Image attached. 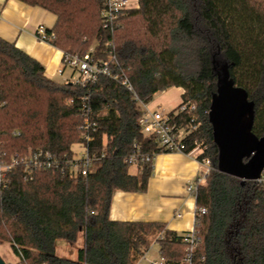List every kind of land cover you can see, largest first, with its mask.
Instances as JSON below:
<instances>
[{"label": "trees", "instance_id": "obj_1", "mask_svg": "<svg viewBox=\"0 0 264 264\" xmlns=\"http://www.w3.org/2000/svg\"><path fill=\"white\" fill-rule=\"evenodd\" d=\"M17 1L55 17L46 29L48 44L80 56L92 47L110 51L117 76L99 77L88 91L58 83L0 38V162L29 150L70 158L83 140V105L96 126L86 177L56 168L28 175L15 167L0 180V244L11 246L18 264H136L152 242L166 264L181 261L182 235L161 223L109 219L113 193H143L151 174L141 166L130 174L126 158L163 153L154 136L142 134L133 96L148 103L173 87L183 90L181 103L195 105L198 127L186 136L184 152L200 149L197 161L212 165L192 194L195 253L203 264H264V189L218 171L208 116L216 92L214 59L254 104L251 132L264 135V0H138L112 32L101 25L100 0ZM176 111L167 114L169 121L185 126L189 116ZM79 234L76 260L55 256L58 241L74 246Z\"/></svg>", "mask_w": 264, "mask_h": 264}, {"label": "crops", "instance_id": "obj_2", "mask_svg": "<svg viewBox=\"0 0 264 264\" xmlns=\"http://www.w3.org/2000/svg\"><path fill=\"white\" fill-rule=\"evenodd\" d=\"M54 22L55 17L41 8L30 7L17 0H0V38L13 43L40 63L54 81L68 83L73 77V71L62 61L63 52L35 38L39 26L51 29ZM174 91L177 92V102L171 106L174 101L171 92ZM182 93L181 88L175 87L157 93L156 98L154 96L147 103V107L168 114L179 106ZM199 153L194 150L190 154L163 152L155 155L145 192H114L109 219L161 223L167 230L178 235L192 231L195 203L186 186L197 178L199 163L196 157ZM135 168L136 174L138 168ZM176 213L181 216L176 218Z\"/></svg>", "mask_w": 264, "mask_h": 264}, {"label": "built area", "instance_id": "obj_3", "mask_svg": "<svg viewBox=\"0 0 264 264\" xmlns=\"http://www.w3.org/2000/svg\"><path fill=\"white\" fill-rule=\"evenodd\" d=\"M100 2L102 4L101 25L103 29L110 32L118 27L121 18L127 12L137 9L139 6L138 0H100ZM35 38L47 43L49 37L46 34V29L39 26L36 29ZM62 61L73 71V77L70 82L87 91L90 90L91 86L94 85L101 76L110 77L112 79L117 78L112 72V66L116 65L115 57L110 51H107V53H96L94 47H92L81 56L63 53ZM122 84L128 91H132L131 85L126 80H124ZM86 99L87 97H84L83 101ZM133 99L137 102L140 109L138 125L142 134L144 136H154L161 152L185 153L184 140L191 131L196 130L198 127L194 115L195 105L191 103L179 104L176 113L187 114L189 116V121L185 126H177L169 121L167 114L148 108L147 103L141 102L136 95L133 96ZM82 112L84 119L80 126V133L83 140L72 146L70 158L61 161L57 156L49 152L29 150L23 155H15L8 163L0 162V180L4 179L6 172L15 167H21L28 175L39 170L56 168L60 170L61 174L68 173L71 176L86 177L88 171L93 166L88 147L93 140V133L96 131V126L89 121L87 107L85 105L82 106ZM155 155V153H133L126 158L125 162L130 166H141L142 168L149 169L152 167ZM198 163L199 172L196 180L186 186V190L190 194H193L198 185L203 184L205 177L212 170L210 160L206 159L198 161ZM254 182L261 185L264 189V169ZM200 213L204 214L205 210H201ZM180 216V213L175 214L176 218ZM182 242L185 244V252L181 261L177 264H203V256H198L195 253L197 240L193 229L192 231L182 234ZM146 264L166 263L164 258L160 256L158 261L146 260Z\"/></svg>", "mask_w": 264, "mask_h": 264}, {"label": "water", "instance_id": "obj_4", "mask_svg": "<svg viewBox=\"0 0 264 264\" xmlns=\"http://www.w3.org/2000/svg\"><path fill=\"white\" fill-rule=\"evenodd\" d=\"M213 64L216 92L208 116L218 147L217 169L243 185L258 179L264 169V135L257 138L251 132L254 104L246 91L234 84L225 65L217 69L214 59ZM0 264L5 263L0 259Z\"/></svg>", "mask_w": 264, "mask_h": 264}, {"label": "rangeland", "instance_id": "obj_5", "mask_svg": "<svg viewBox=\"0 0 264 264\" xmlns=\"http://www.w3.org/2000/svg\"><path fill=\"white\" fill-rule=\"evenodd\" d=\"M67 69H69L67 67ZM174 95V101H172V105H174L177 101L175 97L177 96V92H171ZM156 98V96L154 97ZM177 98V97H176ZM138 110L139 107H137ZM195 152H200L199 149H196ZM136 168L134 166L129 167V173L135 174ZM83 246V235L79 234L77 243L74 246H70L66 244L63 241H58L56 243V249H55V256L60 258H65L69 260H76L77 259V252L80 248ZM160 258L159 252H158V246L155 242H152L151 246L149 247L147 253L145 254V257L142 258L140 261L137 262V264H146V260H156L158 261ZM0 259L5 262V264H18L19 263V257L16 255L12 249L11 246L8 243H2L0 244Z\"/></svg>", "mask_w": 264, "mask_h": 264}]
</instances>
